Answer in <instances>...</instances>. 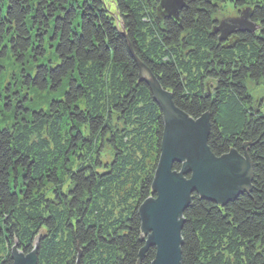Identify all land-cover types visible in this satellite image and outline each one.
Segmentation results:
<instances>
[{"label": "trees", "instance_id": "obj_1", "mask_svg": "<svg viewBox=\"0 0 264 264\" xmlns=\"http://www.w3.org/2000/svg\"><path fill=\"white\" fill-rule=\"evenodd\" d=\"M161 2L120 0L117 29L103 0H0V108L14 113L0 123V264L16 244L37 247L39 264H151L138 208L164 122L138 60L179 108L210 114L216 155L247 145L253 162L252 190L234 201L194 194L182 264H264V109L252 91L264 85V0H185L178 19ZM226 4L250 8L257 30L220 40ZM9 57L28 65L25 89L53 92L48 108L25 95L12 108Z\"/></svg>", "mask_w": 264, "mask_h": 264}, {"label": "water", "instance_id": "obj_2", "mask_svg": "<svg viewBox=\"0 0 264 264\" xmlns=\"http://www.w3.org/2000/svg\"><path fill=\"white\" fill-rule=\"evenodd\" d=\"M185 6V0H162L160 9L164 16L178 19ZM251 15L250 8H245L239 16L222 20L214 32L220 33L222 41L237 32H254L257 24ZM138 64L141 80L150 86L164 122L152 195L138 208L145 241L140 258L155 248L151 264H182L184 213L194 194L219 205L234 201L240 194L252 190L253 162L247 145L243 153L231 148L216 155L209 145L210 114L198 118L189 115L175 104L172 93L162 87L145 64L140 60ZM176 164L180 165L179 169L175 168ZM37 249L25 253L14 245L11 248L13 264H39Z\"/></svg>", "mask_w": 264, "mask_h": 264}, {"label": "rangeland", "instance_id": "obj_3", "mask_svg": "<svg viewBox=\"0 0 264 264\" xmlns=\"http://www.w3.org/2000/svg\"><path fill=\"white\" fill-rule=\"evenodd\" d=\"M242 10H238L232 4H226L222 7L221 14L218 15V18L222 21L228 18L237 17L240 15ZM235 12V15H224L223 13ZM5 65V74H4V83L3 88H7V93L10 94L13 90L17 92L15 94H10L12 100V108L15 102V98L18 95H25L27 97V105L30 107L36 108H48L51 102V99L54 97L53 92H42L35 89H25V84H22L23 71L27 68V64L19 65V63L12 57L7 58L4 61ZM252 91L257 102H260L264 109V85H255L252 86ZM29 101V102H28ZM14 113L12 110H6L5 107L0 108V123H10L13 119ZM4 124L0 125L3 127Z\"/></svg>", "mask_w": 264, "mask_h": 264}, {"label": "clouds", "instance_id": "obj_4", "mask_svg": "<svg viewBox=\"0 0 264 264\" xmlns=\"http://www.w3.org/2000/svg\"><path fill=\"white\" fill-rule=\"evenodd\" d=\"M120 0H103V6L107 9V15L112 17V23L117 29H123V17L119 7ZM223 7V6H222ZM220 15L221 13H217ZM224 15H235V12L223 13Z\"/></svg>", "mask_w": 264, "mask_h": 264}]
</instances>
